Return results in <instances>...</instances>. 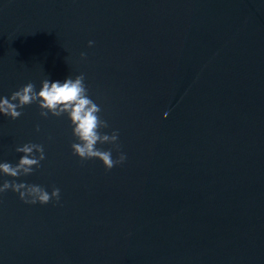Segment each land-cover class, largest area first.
Returning <instances> with one entry per match:
<instances>
[{
  "label": "water",
  "instance_id": "1",
  "mask_svg": "<svg viewBox=\"0 0 264 264\" xmlns=\"http://www.w3.org/2000/svg\"><path fill=\"white\" fill-rule=\"evenodd\" d=\"M81 73L127 159L81 161L36 104L0 114V162L42 144L17 182L61 191L0 195V264H264V0H0V97Z\"/></svg>",
  "mask_w": 264,
  "mask_h": 264
},
{
  "label": "clouds",
  "instance_id": "2",
  "mask_svg": "<svg viewBox=\"0 0 264 264\" xmlns=\"http://www.w3.org/2000/svg\"><path fill=\"white\" fill-rule=\"evenodd\" d=\"M93 44L94 41H88L89 47ZM80 55L81 59L86 58V53L82 52ZM88 93L83 73L74 78L69 76L63 82L44 79L39 91L29 82L12 92L10 97H0V114L16 120L23 114L24 107L36 104L40 109L39 115L43 118H48L49 114L57 118L66 116L76 141L71 144L73 155L81 161L98 159L105 170L110 171L123 164L127 156L120 150L118 130H113L111 134L101 131L109 125L101 119L99 114L102 109ZM39 130L37 125L36 131ZM98 144L113 145L118 153L117 157L113 158L112 149L103 150L97 147ZM15 151L23 154L16 164L0 162V175L12 178L0 182V195L11 190L26 204L47 205L53 201L58 204L61 198L59 188L53 187L49 193L40 185L17 182V178L31 175L41 167V162L46 158L44 146L29 142L17 146Z\"/></svg>",
  "mask_w": 264,
  "mask_h": 264
}]
</instances>
